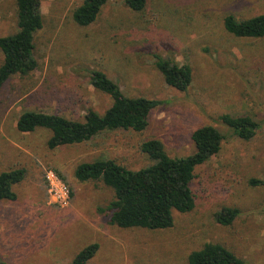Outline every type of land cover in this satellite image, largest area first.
Segmentation results:
<instances>
[{
    "label": "rangeland",
    "instance_id": "rangeland-1",
    "mask_svg": "<svg viewBox=\"0 0 264 264\" xmlns=\"http://www.w3.org/2000/svg\"><path fill=\"white\" fill-rule=\"evenodd\" d=\"M82 0H41L43 26L35 35L36 69L15 75L0 90V172L17 167L25 177L13 186L14 200H0V260L7 264H69L87 244L99 248L87 264H187L205 242H219L248 264H264V37H235L223 26L264 12V0H146L140 12L123 0H107L96 20L79 26L72 10ZM15 0H0V36L16 30ZM154 54L188 63L193 81L186 92L166 84ZM2 53L0 51V63ZM116 80L127 96L161 103L142 131H104L88 141L48 148L51 132L16 129L26 110L82 120L86 108L102 113L111 98L96 90L89 70ZM223 113L249 114L259 123L249 140L232 136L218 121ZM212 124L225 138L196 167L191 181L194 208L173 211L171 228L147 230L108 224L96 210L113 198L100 180L80 182L75 166L111 158L128 169L150 164L140 144L160 140L170 156L195 150L192 131ZM67 184L65 208L48 203L45 173ZM222 207H236L230 225L215 220Z\"/></svg>",
    "mask_w": 264,
    "mask_h": 264
},
{
    "label": "trees",
    "instance_id": "trees-1",
    "mask_svg": "<svg viewBox=\"0 0 264 264\" xmlns=\"http://www.w3.org/2000/svg\"><path fill=\"white\" fill-rule=\"evenodd\" d=\"M107 0H82L72 10V20L79 26L93 23ZM135 12L142 11L146 0H123ZM16 30L0 36V90L8 79L15 75H28L37 67L34 55L36 33L43 26L41 0H15ZM224 29L235 37H264V12L242 19L232 14L223 18ZM154 66L164 82L175 89L186 92L193 81V73L188 63L180 64L173 57L154 54ZM90 84L111 98V104L98 113L86 108L82 120L70 119L56 113L26 110L16 119V129L32 132L44 128L51 132L47 139L50 149L82 143L94 136L115 129L142 131L147 127L151 111L161 101L145 96H127L119 83L104 71L89 70ZM218 121L232 136L243 140L251 139L259 123L249 114L232 115L223 113ZM225 138L216 126L205 124L191 133L195 150L185 156H170L162 142L156 138L144 140L140 144L150 164L136 170L128 169L111 158H98L78 163L73 171L80 181L100 180L112 188L113 198L106 206H98L97 212L111 225L120 228H141L161 230L174 224L173 211L186 213L195 206L191 181L197 166L218 153ZM25 177L23 167L0 172V200H14L13 186ZM250 184H264V180L251 179ZM236 207H222L215 214V220L224 226L230 225L238 216ZM99 248L98 243L87 244L80 249L69 264H87ZM187 264H248L232 249L219 242H205L192 250L186 258ZM0 264H7L0 260Z\"/></svg>",
    "mask_w": 264,
    "mask_h": 264
},
{
    "label": "built area",
    "instance_id": "built-area-1",
    "mask_svg": "<svg viewBox=\"0 0 264 264\" xmlns=\"http://www.w3.org/2000/svg\"><path fill=\"white\" fill-rule=\"evenodd\" d=\"M48 203L65 208L70 205L71 196L67 184L53 170L45 173Z\"/></svg>",
    "mask_w": 264,
    "mask_h": 264
}]
</instances>
